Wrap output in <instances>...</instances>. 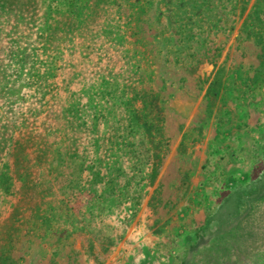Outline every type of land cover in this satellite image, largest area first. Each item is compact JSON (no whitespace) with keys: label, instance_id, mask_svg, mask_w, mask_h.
<instances>
[{"label":"rangeland","instance_id":"rangeland-1","mask_svg":"<svg viewBox=\"0 0 264 264\" xmlns=\"http://www.w3.org/2000/svg\"><path fill=\"white\" fill-rule=\"evenodd\" d=\"M261 41L264 0H0V264H264L186 247L263 173Z\"/></svg>","mask_w":264,"mask_h":264},{"label":"trees","instance_id":"trees-1","mask_svg":"<svg viewBox=\"0 0 264 264\" xmlns=\"http://www.w3.org/2000/svg\"><path fill=\"white\" fill-rule=\"evenodd\" d=\"M257 38H260V36H257ZM262 42L264 41H261L260 43ZM219 86V76L216 75L209 85L207 94H218ZM146 97L149 99L147 100L149 109L150 106H153V95L148 93ZM148 113L149 110L147 111L146 116ZM137 114L135 116H137ZM150 116L152 117L151 119H153V114L150 113ZM150 126L152 127L151 124ZM262 201L264 202V170L257 178H254L243 185H236L230 188L229 193L222 198L216 209L207 216L204 223L195 230L193 236L188 240L186 246L187 250L191 254L193 252L195 253L194 250L196 248L205 245L211 239L221 235L224 228L229 229L230 227L231 229L234 226L239 227V225H235V223H240L243 219H246L247 221L245 223L247 226L246 236L247 238H250V242L248 243L250 248L253 246L254 242L256 244L263 242L264 235L257 226L260 219H254V215L259 214L260 212L261 216H264V213L263 211H252V209L255 208V204ZM181 264L184 263L181 262Z\"/></svg>","mask_w":264,"mask_h":264}]
</instances>
